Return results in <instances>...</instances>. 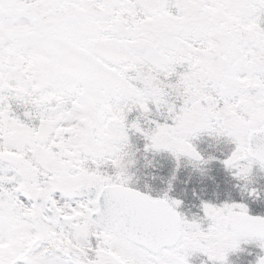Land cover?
<instances>
[{"label":"snow or ice","instance_id":"6c2138e0","mask_svg":"<svg viewBox=\"0 0 264 264\" xmlns=\"http://www.w3.org/2000/svg\"><path fill=\"white\" fill-rule=\"evenodd\" d=\"M182 160L241 199L179 211ZM261 178L264 0H0V264H264Z\"/></svg>","mask_w":264,"mask_h":264},{"label":"trees","instance_id":"16d2710c","mask_svg":"<svg viewBox=\"0 0 264 264\" xmlns=\"http://www.w3.org/2000/svg\"><path fill=\"white\" fill-rule=\"evenodd\" d=\"M136 146L141 150L138 153V157H141L138 168L140 171L137 175L141 176V183H143L144 172H151L152 168H144L143 165L145 161L142 158V155H147L148 159L152 161V164L155 166V174L159 177H163V180L166 181L168 177L172 174V171L175 167V161L166 153L160 154H143V140H135ZM197 144L198 149L205 155H216L221 159L223 156L220 155V152L214 148L209 147L213 143L207 137H202L198 141H194ZM217 147L223 148L227 152V147L223 144L218 145ZM207 172L210 176L207 177H198L196 174L198 172L193 171L190 165L186 161H181L179 170L176 172V179L173 181V190L169 193L171 197L179 198L183 201V205L179 211L185 213L186 215H191L193 213L199 212V205L192 206V201L194 200L193 191L196 192L197 196L203 197L209 194L214 196H224L230 198L231 200L235 199L239 201L241 197L239 196L237 190L235 191L232 188V184L228 183L230 177L223 170L222 166L216 162H212L207 166ZM197 176V178H196ZM195 182L196 185L194 184ZM260 186L264 187V178L260 179ZM152 184V195H160L163 190L166 188V184L160 180L150 182ZM244 202L249 206V212L252 215H264V201H252L248 198L244 199Z\"/></svg>","mask_w":264,"mask_h":264},{"label":"rangeland","instance_id":"374dc122","mask_svg":"<svg viewBox=\"0 0 264 264\" xmlns=\"http://www.w3.org/2000/svg\"><path fill=\"white\" fill-rule=\"evenodd\" d=\"M196 175H197L199 178H200V177H207V176H210V174H209L208 172L206 173L205 176H201L199 173L196 174ZM197 176H196V178H197ZM252 247L255 248L253 245H252ZM251 254H252V253H251ZM244 256H246L247 258H249V257H251L252 255H249V254H248V255H244ZM203 259H204V257H203ZM197 264H200V261H199Z\"/></svg>","mask_w":264,"mask_h":264}]
</instances>
